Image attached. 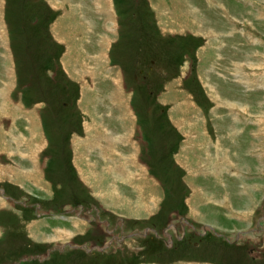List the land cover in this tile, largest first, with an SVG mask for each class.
Instances as JSON below:
<instances>
[{
	"label": "rangeland",
	"instance_id": "rangeland-1",
	"mask_svg": "<svg viewBox=\"0 0 264 264\" xmlns=\"http://www.w3.org/2000/svg\"><path fill=\"white\" fill-rule=\"evenodd\" d=\"M58 1L0 0V264H264V0Z\"/></svg>",
	"mask_w": 264,
	"mask_h": 264
},
{
	"label": "crops",
	"instance_id": "crops-1",
	"mask_svg": "<svg viewBox=\"0 0 264 264\" xmlns=\"http://www.w3.org/2000/svg\"><path fill=\"white\" fill-rule=\"evenodd\" d=\"M50 2L51 3H59L58 4V6L57 7H60V8H62L63 9V7H65L66 9H67V11H63L62 9H61V15L60 16H63L64 15V17H65V20L67 21V20H70V18H69V15H72L73 13H74V6L72 5V3L71 2H59L58 0H50ZM56 7V6H55ZM56 7V8H57ZM57 9H59V8H57ZM68 9H70V11H68ZM73 11V12H72ZM102 10H100V12H101ZM64 12V13H63ZM82 12V11H81ZM81 12L79 11V14L78 13H74L75 15H83V14H81ZM75 19H73V22L71 23H69V24H67V27H68V31H72L73 30V27H74V25L76 24L75 23ZM53 29L54 30H56V27H55V24H54V26H53ZM64 42V41H63ZM62 42V40H60L59 41V43H60V46H63V47H66L67 46V42H64L63 43ZM58 43V42H57ZM99 43L102 45L103 43H102V41L100 40L99 41ZM73 44H74V41H72V43H71V45L73 46ZM70 45V47L72 48V46ZM62 51H63V49H62ZM61 54H62V52H61ZM61 57H62V60H63V58H66V56H63V55H61ZM67 61H68V63L69 62H72L73 60H76V59H71V57H70V55H67ZM79 56H77V58H78ZM80 60V59H79ZM72 69H74L76 72H77V74H80V75H82V73H83V75L84 74H86V73H91V74H93V75H97V73L95 72L96 71V67H94L93 68V70H91L90 69V67H87V68H84V66L79 70L76 66L74 67V68H72ZM82 70V71H81ZM115 84H116V82H115ZM9 93V92H8ZM3 94H4V92L3 91H0V97H2L3 96ZM108 96H110V97H115V93H114V91H112ZM1 99V98H0ZM3 100V99H2ZM4 101V100H3ZM7 103L9 102V104L11 105V107H9V108H7V106H6V103L5 102H2V108H0V117L1 116H3L4 115V111H7V112H11L12 113V115L15 113L14 111H15V109H17L18 107H19V105L18 104H16V102H14L12 99H6L5 100ZM3 103H5V104H3ZM1 110H3V113H1ZM21 112H22V114L24 115V126H26V129H27V132H28V137H25V136H23V137H19V136H16L15 137V140L18 142V140L19 139H24V141H26L27 140V138H29V141H34L33 143H35V145H40V142L39 141H41L40 139H39V141H37V137H40V136H42V129H41V127L39 126V130L37 131V127L33 124V122H32V120H31V116H32V114L34 115V114H36V110L35 109H26L25 108V110H21ZM125 113H126V116L127 115H130V112L129 111H125ZM95 122H97V120H94ZM100 122H98L96 125V130L100 133V134H102V133H106L107 131H109L108 130V127L105 125V123H104V121L103 120H99ZM252 123H254L255 124V121H254V119L251 121ZM31 124L34 126V128H36L35 130L38 132V133H40V136H32L31 135V131H32V127H31ZM42 126V125H41ZM25 131V130H24ZM34 131V130H33ZM234 130L232 129V134H234V132H233ZM119 134H120V132H118ZM238 133V132H237ZM234 135H236V134H234ZM12 136V135H11ZM21 136V135H20ZM120 136V135H119ZM106 137V136H105ZM13 139H14V137H13ZM13 139H11L12 141H13ZM76 143H77V140H76ZM41 144H42V142H41ZM189 145H190V143H189ZM216 145V144H215ZM41 147H42V145H41ZM193 147V146H192ZM27 148L24 146L23 148H21V147H19L18 145H15L14 143H11V148H10V150L11 151H13V152H20L21 150V154H26L27 153V150H26ZM40 149V148H39ZM78 150H80V148L78 149ZM81 152H83V150H81ZM134 152V151H133ZM220 152V150L218 151V152H215V153H219ZM30 153H31V149H28V155L30 156ZM264 154V153H263ZM35 157V156H34ZM192 157H193V160L192 161H194V164H197L198 162H199V159H200V161H201V158L199 157V156H196V155H193V153H192ZM264 157V155L262 156L261 155V159ZM199 158V159H198ZM264 159V158H263ZM35 161H38V160H35ZM190 161V160H189ZM191 162V161H190ZM77 163V162H76ZM240 163H243V161L242 162H240ZM37 164V163H36ZM76 166V165H75ZM81 165H80V163H77V168L78 169H81ZM201 170V169H200ZM81 173H83L82 171H80ZM203 172H205L206 174H207V171H203ZM152 190V189H151ZM248 194V193H247ZM246 195V194H245ZM152 201H154V202H156L157 201V199H155V200H152ZM60 231H64V230H62V229H60ZM64 232H68V233H70V231L69 230H67V231H64Z\"/></svg>",
	"mask_w": 264,
	"mask_h": 264
}]
</instances>
